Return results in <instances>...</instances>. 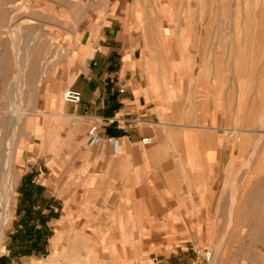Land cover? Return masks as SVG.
Returning <instances> with one entry per match:
<instances>
[{"label": "crops", "instance_id": "obj_1", "mask_svg": "<svg viewBox=\"0 0 264 264\" xmlns=\"http://www.w3.org/2000/svg\"><path fill=\"white\" fill-rule=\"evenodd\" d=\"M161 12L154 0L118 1L79 28L59 68L50 33L35 25L18 32L14 51L1 26L0 96H8L11 64L24 72L38 59L34 107L48 118L38 127L50 131L17 151L14 168H28L19 187L10 186L18 191L15 212L0 199L18 218L16 230L9 232L12 221L0 226L32 241L159 236L154 264H264L241 242L235 252L216 243L217 236H264V140L234 144L229 130L247 116L234 103L233 83L208 66L202 73L205 60L186 56L178 36L162 28ZM30 20L41 23L35 14ZM65 89L79 92L80 104L61 102ZM95 123L100 141L90 145ZM254 144L256 152L248 148ZM194 248L210 251V261ZM33 254L0 264H30Z\"/></svg>", "mask_w": 264, "mask_h": 264}, {"label": "rangeland", "instance_id": "obj_2", "mask_svg": "<svg viewBox=\"0 0 264 264\" xmlns=\"http://www.w3.org/2000/svg\"><path fill=\"white\" fill-rule=\"evenodd\" d=\"M118 1L0 0V28L4 25L5 42L12 38L14 51L18 32L21 35L35 25L40 34L50 33L56 41L59 68L71 56L79 28L87 20L102 16ZM154 1L163 9L162 28L169 27L173 35L178 36L186 56L196 55L207 63L203 65L202 73L207 72L205 68L208 66L227 74L229 82L233 83L229 90H232L234 103L235 99L238 100L242 104V116H247L245 123L229 130L228 135L234 144L239 146L246 138L255 139V142L264 140V0ZM33 14L41 23L30 22ZM22 15L24 17H20ZM37 62L38 59L33 66L25 65L24 72L18 70L21 66L11 64L8 96H0L6 104L3 103L4 112L0 115V189L6 185V203L12 202L14 212L18 207V191L9 192L10 186L19 187L20 177L28 168H14L17 151L31 146L39 132L47 137L50 131L38 127L48 118L41 116L34 107V88L40 71ZM236 93L241 95L237 97ZM258 147L256 144L248 146L252 152ZM16 218L13 213L9 232L16 230ZM232 227L240 232L238 226H228L227 229L232 230ZM7 229L8 225L0 240V260L16 262V258L35 252L27 258L30 264H154L152 259L160 250V244H155L160 243L159 236H35L37 240L32 241L31 236H10ZM244 230L246 228L243 233ZM251 238L217 236V249L225 245L235 252L241 242L259 253V261L263 260L264 236ZM260 264L263 263L260 261Z\"/></svg>", "mask_w": 264, "mask_h": 264}, {"label": "built area", "instance_id": "obj_3", "mask_svg": "<svg viewBox=\"0 0 264 264\" xmlns=\"http://www.w3.org/2000/svg\"><path fill=\"white\" fill-rule=\"evenodd\" d=\"M62 101L65 104H70V105H78L81 102V94L79 92L73 91L71 89H66L63 93H62ZM4 112V109L0 107V115ZM99 127L98 125L95 123L93 124L87 133V137L89 140V144L90 145H94L97 144L100 141V137H99ZM107 143L112 144L115 148L118 147V140L115 138H106L105 139ZM151 142L150 139L145 138L142 140V143L144 145H149ZM10 215L8 213H6L3 209V205L2 202L0 200V224L3 223H7L10 220ZM5 249V247H4ZM3 249V250H4ZM192 253L197 257L203 260L204 263H208L211 259V252L210 251H201L198 248H194L192 250Z\"/></svg>", "mask_w": 264, "mask_h": 264}, {"label": "bare ground", "instance_id": "obj_4", "mask_svg": "<svg viewBox=\"0 0 264 264\" xmlns=\"http://www.w3.org/2000/svg\"><path fill=\"white\" fill-rule=\"evenodd\" d=\"M6 156V155H5ZM8 157V156H7ZM6 160V159H5ZM5 162H7V161H5ZM10 165V164H9ZM10 167V166H9ZM12 167V166H11ZM8 168V167H7ZM7 168H6V170H7ZM13 169V168H12ZM15 171V170H14ZM18 176V175H17ZM17 180V179H16ZM4 184V183H3ZM0 186H1V184H0ZM12 188H13V186H12ZM11 188V189H12ZM11 191V190H10ZM13 194V193H12ZM0 199L4 202V203H6L7 202V199H6V191H5V186H3L1 189H0ZM9 201V200H8ZM7 204V203H6ZM5 204V205H6ZM4 205V204H3ZM8 205V204H7ZM6 209V208H5ZM9 210V209H8ZM7 210V211H8ZM9 213V212H8ZM2 224H3V222H2ZM6 224V223H5ZM3 227V226H2ZM1 226H0V240L2 241V233H3V229L4 228H2Z\"/></svg>", "mask_w": 264, "mask_h": 264}]
</instances>
